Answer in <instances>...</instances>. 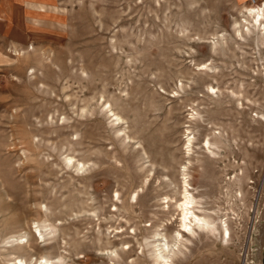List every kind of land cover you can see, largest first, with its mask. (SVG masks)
<instances>
[{
  "label": "rangeland",
  "instance_id": "374dc122",
  "mask_svg": "<svg viewBox=\"0 0 264 264\" xmlns=\"http://www.w3.org/2000/svg\"><path fill=\"white\" fill-rule=\"evenodd\" d=\"M159 253L264 264V0H0V264Z\"/></svg>",
  "mask_w": 264,
  "mask_h": 264
},
{
  "label": "bare ground",
  "instance_id": "6f19581e",
  "mask_svg": "<svg viewBox=\"0 0 264 264\" xmlns=\"http://www.w3.org/2000/svg\"><path fill=\"white\" fill-rule=\"evenodd\" d=\"M252 10H253V8H252ZM252 10H251V12H252ZM262 23H263V14L259 10L254 14V25L262 26ZM117 119H119V117H117ZM206 143L208 144L209 142L207 141ZM67 163H68V166L72 165V157L67 158ZM83 169H84V165H83V167H79L76 170L78 172H82ZM191 203L192 202L188 199V197H185V200L181 205V210H182V214H183V222H184L183 226L185 228H188V224H187L188 222L186 223V221L189 220L188 214L190 213V211H189L188 205ZM193 215H194L195 225L198 227V229H200L201 231H209L208 226H207L208 224L206 223V221L198 215H195V214H193ZM190 221L192 222L193 219H190ZM221 235H222V239L228 243V240H229V229H228V227H225V229L222 231ZM158 256H159L160 260H158L156 262V264H169L167 255H163V254L159 253ZM17 264H26V263L22 259H19L17 261ZM36 264H52V262L50 260H47V259H42V260L40 259V261Z\"/></svg>",
  "mask_w": 264,
  "mask_h": 264
}]
</instances>
